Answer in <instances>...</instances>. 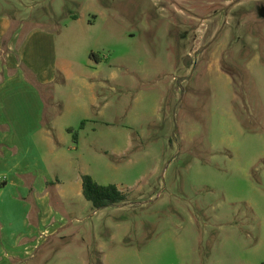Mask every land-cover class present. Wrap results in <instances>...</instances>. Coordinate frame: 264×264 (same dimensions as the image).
I'll list each match as a JSON object with an SVG mask.
<instances>
[{"label":"rangeland","instance_id":"obj_1","mask_svg":"<svg viewBox=\"0 0 264 264\" xmlns=\"http://www.w3.org/2000/svg\"><path fill=\"white\" fill-rule=\"evenodd\" d=\"M13 1L55 32L53 171L127 200L11 264H264V0Z\"/></svg>","mask_w":264,"mask_h":264},{"label":"crops","instance_id":"obj_2","mask_svg":"<svg viewBox=\"0 0 264 264\" xmlns=\"http://www.w3.org/2000/svg\"><path fill=\"white\" fill-rule=\"evenodd\" d=\"M6 1H0V264L21 260L51 236L65 219L55 202L66 214L84 204L83 181L58 179L49 158L66 154L55 144L54 125L45 124L44 91L58 73L55 32L40 21L27 26L23 11Z\"/></svg>","mask_w":264,"mask_h":264},{"label":"trees","instance_id":"obj_3","mask_svg":"<svg viewBox=\"0 0 264 264\" xmlns=\"http://www.w3.org/2000/svg\"><path fill=\"white\" fill-rule=\"evenodd\" d=\"M6 42L7 40L4 41V46ZM92 57L98 58L95 54H92ZM68 131L74 134V138L77 139L73 129ZM82 181L83 195L97 211L121 205L127 200V196L116 185H100L89 175L83 176Z\"/></svg>","mask_w":264,"mask_h":264}]
</instances>
